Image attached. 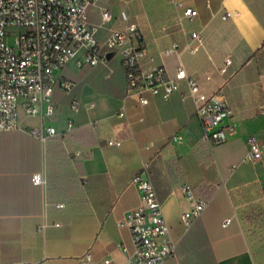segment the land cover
<instances>
[{
    "label": "crops",
    "instance_id": "0c3cea01",
    "mask_svg": "<svg viewBox=\"0 0 264 264\" xmlns=\"http://www.w3.org/2000/svg\"><path fill=\"white\" fill-rule=\"evenodd\" d=\"M180 1L197 15L180 22L173 0H98L88 20L100 41L137 23L148 51L143 68L161 64L175 77L182 66L202 92L223 87L235 132L223 143L204 140L185 80L168 98L145 92L142 104L128 91L119 54L95 67L78 55L60 76L68 89L52 95L55 135L33 134L40 116L0 132V264H122L133 239L119 222L141 202L137 174L153 181L177 244L160 264H264V157L242 161L247 137L264 134V0ZM195 30L203 44L192 52ZM35 173L46 183H34ZM183 182L208 201L191 227Z\"/></svg>",
    "mask_w": 264,
    "mask_h": 264
},
{
    "label": "built area",
    "instance_id": "2783aa9c",
    "mask_svg": "<svg viewBox=\"0 0 264 264\" xmlns=\"http://www.w3.org/2000/svg\"><path fill=\"white\" fill-rule=\"evenodd\" d=\"M98 0H0V132L16 130L20 126L19 111L28 117L40 116L42 123L32 129L42 141L57 133L51 124L55 115L52 101L54 89L58 86L68 89L69 83L61 81L64 67L81 55L82 63L91 67L107 65V53L119 54L125 71L130 95L138 96L142 104L149 103L144 95L149 91L156 96L168 98L180 89V81L185 80L196 105V113L203 128V138L210 144L226 142L235 132L232 120L233 110L223 87L212 93L202 92L196 78L190 76L180 66L175 77L168 75L161 64L143 68L142 60L148 56L137 23H129L124 30L111 32L104 40L97 38L99 25L88 20L90 7ZM178 9V19H192L197 11L184 7L180 0H173ZM232 16L229 12L224 18ZM111 12L103 9V19H109ZM190 41L195 52L203 44L201 31H192ZM178 44L166 53L177 50ZM83 50L81 53L80 51ZM153 60V58H151ZM231 62L227 59L221 71ZM73 107L77 101L73 100ZM264 116V104L259 106ZM120 116L125 111L119 112ZM178 139H182L181 136ZM109 144H120L110 139ZM247 148L242 161H256L264 157V134H251L246 140ZM78 151L77 155H81ZM36 184L46 183L43 173H35ZM132 183L137 187L140 204L126 214L119 224L130 229L133 251L128 253L122 247L126 259L122 264H160L175 255L176 242L170 236V227L163 213L162 202L158 197L151 178L137 174ZM183 195L192 201L183 213V221L191 227L202 215L208 201L198 195L187 182L180 185ZM231 219H227L225 224ZM91 258V254L87 255ZM88 264V263H86Z\"/></svg>",
    "mask_w": 264,
    "mask_h": 264
},
{
    "label": "rangeland",
    "instance_id": "374dc122",
    "mask_svg": "<svg viewBox=\"0 0 264 264\" xmlns=\"http://www.w3.org/2000/svg\"><path fill=\"white\" fill-rule=\"evenodd\" d=\"M118 59H119L118 55H114V59H113L112 63H116V62L118 61ZM108 73H109V71H108ZM25 116H26V115L23 113V111L20 110V111H19V122H22V119H23ZM248 230H249V231H252V232H255V230H253V229H251V228H249ZM259 242H260V240H259Z\"/></svg>",
    "mask_w": 264,
    "mask_h": 264
},
{
    "label": "water",
    "instance_id": "95a60500",
    "mask_svg": "<svg viewBox=\"0 0 264 264\" xmlns=\"http://www.w3.org/2000/svg\"><path fill=\"white\" fill-rule=\"evenodd\" d=\"M113 57V52L107 53V59L110 60Z\"/></svg>",
    "mask_w": 264,
    "mask_h": 264
}]
</instances>
